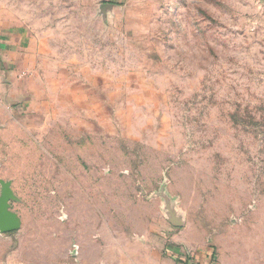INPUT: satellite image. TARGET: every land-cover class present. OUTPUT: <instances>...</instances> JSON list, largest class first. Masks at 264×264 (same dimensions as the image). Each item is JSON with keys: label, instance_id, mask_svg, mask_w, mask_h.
<instances>
[{"label": "rangeland", "instance_id": "1", "mask_svg": "<svg viewBox=\"0 0 264 264\" xmlns=\"http://www.w3.org/2000/svg\"><path fill=\"white\" fill-rule=\"evenodd\" d=\"M0 23L35 64L0 72L26 244L95 255L174 231L173 209L219 259L264 264V0H0Z\"/></svg>", "mask_w": 264, "mask_h": 264}, {"label": "crops", "instance_id": "2", "mask_svg": "<svg viewBox=\"0 0 264 264\" xmlns=\"http://www.w3.org/2000/svg\"><path fill=\"white\" fill-rule=\"evenodd\" d=\"M0 72L12 69L15 82L20 84L21 74L34 75V61L27 54L30 47L23 46L18 34L0 23ZM27 70V71H26ZM27 72V73H26ZM33 78H28L27 82ZM171 225V224H170ZM174 231H163L155 225L156 233L129 236L116 239L109 236L105 243L95 249V255H89L84 240L76 243L79 247L75 254L73 245L60 252V241L55 238L49 242L25 243V236L19 232H0V264H177L178 255L183 248H192L200 253L208 249V244L201 238L180 232L181 227L171 225ZM169 227H167L168 229ZM166 229V228H164ZM227 249H223L219 264H230ZM236 264L240 257L235 258Z\"/></svg>", "mask_w": 264, "mask_h": 264}, {"label": "water", "instance_id": "3", "mask_svg": "<svg viewBox=\"0 0 264 264\" xmlns=\"http://www.w3.org/2000/svg\"><path fill=\"white\" fill-rule=\"evenodd\" d=\"M12 181L0 178V232L17 231L22 226L21 216L12 208L13 201H19ZM168 220L175 227L184 226L185 222L173 209L168 211Z\"/></svg>", "mask_w": 264, "mask_h": 264}, {"label": "built area", "instance_id": "4", "mask_svg": "<svg viewBox=\"0 0 264 264\" xmlns=\"http://www.w3.org/2000/svg\"><path fill=\"white\" fill-rule=\"evenodd\" d=\"M1 48V45H0ZM78 246L75 245V254L77 255ZM177 264H219V257L216 249L208 248L204 253H200L192 248H183V254L178 255Z\"/></svg>", "mask_w": 264, "mask_h": 264}]
</instances>
